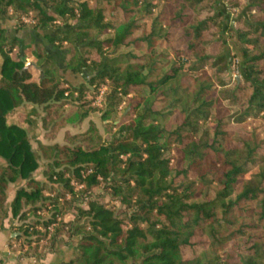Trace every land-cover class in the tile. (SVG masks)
<instances>
[{"label":"trees","instance_id":"obj_1","mask_svg":"<svg viewBox=\"0 0 264 264\" xmlns=\"http://www.w3.org/2000/svg\"><path fill=\"white\" fill-rule=\"evenodd\" d=\"M218 3L0 0V22L29 30L0 26V231L8 212L21 223L15 264L62 247L59 264H264V0ZM96 110L107 137L90 122L62 144L37 142L35 179L31 133L51 138ZM96 188L120 207L89 199Z\"/></svg>","mask_w":264,"mask_h":264},{"label":"rangeland","instance_id":"obj_2","mask_svg":"<svg viewBox=\"0 0 264 264\" xmlns=\"http://www.w3.org/2000/svg\"><path fill=\"white\" fill-rule=\"evenodd\" d=\"M218 5H221V0H218ZM221 8V7H220ZM28 17V16H25ZM106 21L113 23L114 25H117L120 21H121V16H117L115 18H112L108 15H106ZM234 17L232 16V14H229V22L234 21ZM17 52L14 51V56L16 55ZM26 63H34V59L30 56V53L27 51L26 52ZM93 56V55H92ZM91 56V57H92ZM31 60V61H28ZM235 61V60H234ZM34 65L30 66L28 69L30 71V78L31 79H36L37 75L35 72V69L33 67ZM93 73L92 69L88 70V73L86 74V76L83 79H87V76L91 75ZM230 74L234 77H236L237 73L233 72L232 70L230 71ZM106 92V87H100L97 91V93L95 94L93 100H92V105L96 108L99 109V107L102 106L103 100H104V95ZM66 110L69 109L68 107L65 108ZM125 104H121L116 110L115 112L111 115L110 119L108 121L110 122H115L117 123L118 121L121 120V118L123 117V115L125 114ZM21 116H24L21 114ZM94 123L96 125V127L98 128L100 134L102 135V137L105 139L107 137V134L104 133V128H103V123H102V119H101V111L96 110L93 113H90L81 123H75V124H67L66 126H64L63 128L59 129L54 136H52L51 138H49L47 135L50 134L49 133H40L38 136H35L33 133H31L32 137L31 139V145L32 147L36 150V154L39 158V152L37 150V142H41L44 144H53V143H59L62 144L64 143L63 137H64V132L68 131L70 134H78V133H83L87 130L89 123ZM39 162H40V167L37 169V171H35V173L33 174V177L35 179H39V180H43L45 177L42 174V161L39 158ZM70 185L72 186V188L74 189V191H78L82 188L81 184H78L74 179L70 180ZM14 191V189H12ZM11 192V191H10ZM105 192L101 189V188H96L94 189L91 194L88 196L89 199H94L97 196L99 197L98 200L105 204L107 207H113L118 209L120 207V204L112 201L107 194H104ZM45 195H50L52 196V194H49L48 192H45ZM12 196V193H8L7 198L10 199ZM59 198L57 199L58 201H62L63 199L61 198V196H58ZM66 199L69 198V195L66 194L65 196ZM64 198V199H65ZM6 200L5 202V209L9 210V202L11 200ZM82 199V200H81ZM81 199H77L75 201V206H81V207H85L86 206V197H81ZM63 220H69L72 219V214L66 213L63 217ZM16 220V226H20L21 223L18 222V218L15 219ZM11 252V251H10ZM12 253V252H11ZM14 253V252H13ZM15 254V253H14ZM16 255V254H15ZM24 260V259H22ZM29 260V264H35V261L32 258L26 259Z\"/></svg>","mask_w":264,"mask_h":264},{"label":"crops","instance_id":"obj_3","mask_svg":"<svg viewBox=\"0 0 264 264\" xmlns=\"http://www.w3.org/2000/svg\"><path fill=\"white\" fill-rule=\"evenodd\" d=\"M0 26L7 30L6 34L9 37L15 36V37L23 38L26 36L27 32H29V30L27 29L20 30L19 28L13 26V24L8 21L0 22ZM44 33H41V34L34 33L35 39L43 43L44 48L48 53L50 54L54 53L56 49L47 42V40L44 38ZM14 51L17 52L18 51L17 48L14 49L13 52L9 54L10 57H14V54H13ZM25 61H26V58H25ZM28 61H31V60H28ZM58 65H62V63H58ZM0 66H1V55H0ZM59 69L62 70L61 67ZM70 80L78 82L81 80V76H79L78 74L74 75L71 71ZM10 193H12V196L10 199L7 198L8 200L12 199L14 191L12 190ZM15 219H13L10 213L8 212V216L4 220V229L0 231V257H3L6 259V264L16 263L15 254L11 253L10 250L8 249V240L14 237L15 233H18V231L15 228L11 229L12 224L16 225ZM68 256H69L68 249L65 247H62L60 248V252L58 254H47L45 258L41 261V263L42 264H59L62 260L66 259ZM29 262H30L29 260L24 259L20 261V264H29Z\"/></svg>","mask_w":264,"mask_h":264},{"label":"built area","instance_id":"obj_4","mask_svg":"<svg viewBox=\"0 0 264 264\" xmlns=\"http://www.w3.org/2000/svg\"><path fill=\"white\" fill-rule=\"evenodd\" d=\"M21 21L23 23H26V24H31L33 21L29 18V17H21ZM236 62L237 61H234V64L232 65V71L237 73V69H236ZM52 225L48 226L47 229H50Z\"/></svg>","mask_w":264,"mask_h":264},{"label":"water","instance_id":"obj_5","mask_svg":"<svg viewBox=\"0 0 264 264\" xmlns=\"http://www.w3.org/2000/svg\"><path fill=\"white\" fill-rule=\"evenodd\" d=\"M32 65H34V63H26L25 65H24V67H23V69L22 70H27L30 66H32ZM18 235H20V236H24V234L22 233V232H18V233H15L14 234V237L15 236H18Z\"/></svg>","mask_w":264,"mask_h":264}]
</instances>
